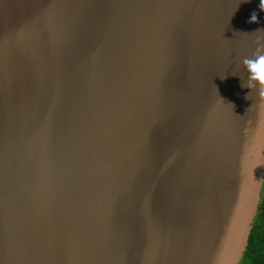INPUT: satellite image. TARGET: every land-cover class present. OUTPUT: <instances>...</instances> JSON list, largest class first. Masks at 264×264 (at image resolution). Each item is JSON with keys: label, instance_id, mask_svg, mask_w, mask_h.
I'll list each match as a JSON object with an SVG mask.
<instances>
[{"label": "water", "instance_id": "95a60500", "mask_svg": "<svg viewBox=\"0 0 264 264\" xmlns=\"http://www.w3.org/2000/svg\"><path fill=\"white\" fill-rule=\"evenodd\" d=\"M260 3L0 0V264H242Z\"/></svg>", "mask_w": 264, "mask_h": 264}, {"label": "clouds", "instance_id": "9594fccd", "mask_svg": "<svg viewBox=\"0 0 264 264\" xmlns=\"http://www.w3.org/2000/svg\"><path fill=\"white\" fill-rule=\"evenodd\" d=\"M261 9H264V0L260 3ZM255 22L257 17L252 16ZM243 73L246 74V82L242 85L253 90V93L264 99V43H258L256 50L241 60Z\"/></svg>", "mask_w": 264, "mask_h": 264}, {"label": "trees", "instance_id": "16d2710c", "mask_svg": "<svg viewBox=\"0 0 264 264\" xmlns=\"http://www.w3.org/2000/svg\"><path fill=\"white\" fill-rule=\"evenodd\" d=\"M242 264H264V202Z\"/></svg>", "mask_w": 264, "mask_h": 264}]
</instances>
